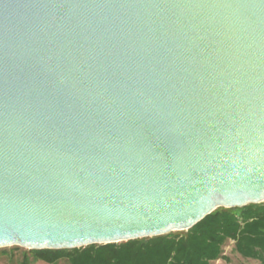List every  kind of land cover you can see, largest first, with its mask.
Wrapping results in <instances>:
<instances>
[{"label": "water", "instance_id": "water-1", "mask_svg": "<svg viewBox=\"0 0 264 264\" xmlns=\"http://www.w3.org/2000/svg\"><path fill=\"white\" fill-rule=\"evenodd\" d=\"M261 202L264 0H0V248Z\"/></svg>", "mask_w": 264, "mask_h": 264}, {"label": "trees", "instance_id": "trees-1", "mask_svg": "<svg viewBox=\"0 0 264 264\" xmlns=\"http://www.w3.org/2000/svg\"><path fill=\"white\" fill-rule=\"evenodd\" d=\"M264 264V202L218 207L188 230L72 249H31L51 264H211L224 246Z\"/></svg>", "mask_w": 264, "mask_h": 264}, {"label": "rangeland", "instance_id": "rangeland-1", "mask_svg": "<svg viewBox=\"0 0 264 264\" xmlns=\"http://www.w3.org/2000/svg\"><path fill=\"white\" fill-rule=\"evenodd\" d=\"M233 241H228L224 246V257L211 264H257L253 259H246L240 256L233 249ZM61 260L57 264H66ZM0 264H51L42 259H37L31 249L13 245L0 248Z\"/></svg>", "mask_w": 264, "mask_h": 264}]
</instances>
